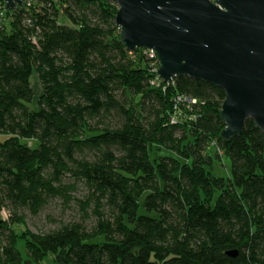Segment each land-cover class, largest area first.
Instances as JSON below:
<instances>
[{
  "label": "trees",
  "instance_id": "1",
  "mask_svg": "<svg viewBox=\"0 0 264 264\" xmlns=\"http://www.w3.org/2000/svg\"><path fill=\"white\" fill-rule=\"evenodd\" d=\"M117 11L0 0V264L24 261L19 242L26 264H264V133L248 120L224 142L225 92L165 83L147 50L122 46ZM224 157L228 179L213 174ZM57 199L81 220L15 229Z\"/></svg>",
  "mask_w": 264,
  "mask_h": 264
},
{
  "label": "water",
  "instance_id": "2",
  "mask_svg": "<svg viewBox=\"0 0 264 264\" xmlns=\"http://www.w3.org/2000/svg\"><path fill=\"white\" fill-rule=\"evenodd\" d=\"M3 1L8 12L25 4ZM110 1L122 46L153 52L161 80L188 77L225 92L224 142L240 137L248 120L264 133V0Z\"/></svg>",
  "mask_w": 264,
  "mask_h": 264
},
{
  "label": "rangeland",
  "instance_id": "3",
  "mask_svg": "<svg viewBox=\"0 0 264 264\" xmlns=\"http://www.w3.org/2000/svg\"><path fill=\"white\" fill-rule=\"evenodd\" d=\"M65 23L68 24V22ZM31 82L35 90V96H40L42 88L38 76L33 75ZM5 139L6 137L0 134V140L4 141ZM28 144L30 146H34L35 142L31 141ZM213 167L214 176L224 179L230 178L231 162L228 158L224 157L222 161L215 159ZM72 194L76 199L85 200L88 196V190L84 185H78L77 190ZM62 204L63 202L60 199L51 201L47 208H45V210L42 211L38 217H32L30 214L25 213L27 216L25 226L17 225L15 226V229L18 232H22L26 229L33 233H46L57 229L64 224L81 220L80 209L76 202H72L69 207H65ZM18 249L24 257V261L21 264H26L25 244L23 242H19ZM40 264H53V258L48 257Z\"/></svg>",
  "mask_w": 264,
  "mask_h": 264
},
{
  "label": "built area",
  "instance_id": "4",
  "mask_svg": "<svg viewBox=\"0 0 264 264\" xmlns=\"http://www.w3.org/2000/svg\"><path fill=\"white\" fill-rule=\"evenodd\" d=\"M150 54H151V56L152 57H155L156 58V56H155V54L153 53V52H150V51H148ZM157 60V59H156ZM189 102H193V103H195V101H191V100H188Z\"/></svg>",
  "mask_w": 264,
  "mask_h": 264
}]
</instances>
